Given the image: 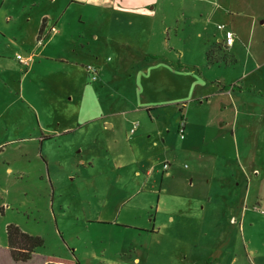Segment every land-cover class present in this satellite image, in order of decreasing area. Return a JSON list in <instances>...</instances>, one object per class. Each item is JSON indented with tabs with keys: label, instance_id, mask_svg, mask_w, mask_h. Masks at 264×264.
<instances>
[{
	"label": "rangeland",
	"instance_id": "1",
	"mask_svg": "<svg viewBox=\"0 0 264 264\" xmlns=\"http://www.w3.org/2000/svg\"><path fill=\"white\" fill-rule=\"evenodd\" d=\"M246 1L239 11L244 19H264V1ZM218 2L0 0V246L6 244L5 227L13 224L42 240L31 264L41 257L77 264H264V188L257 190L256 182L259 172L264 175V144L250 150L251 158L256 151V171L246 169V180H239L233 195L226 188L225 197L197 201L191 212L176 213L177 208L161 203L156 215L157 191L143 189L132 201L130 188L109 196L110 167L117 156H127L125 147L108 149L98 125L83 126L75 113L56 108L60 91L50 81L58 77L53 66L61 65L59 54L50 53L52 62L35 48L36 38L46 42L52 27L61 35L83 37L78 42L89 43L96 35L98 44L90 43L98 47L86 57L104 67L98 80H87L83 67L90 62L64 59L79 67L69 66L67 72L73 105L78 94L89 96L85 83L102 96L129 95L125 83L158 57L175 58V63L180 55L186 62L200 57L198 37L216 31L208 13ZM30 53L40 68L25 79L20 94V79L27 73L16 55ZM239 61L232 66L237 74L250 69L243 58ZM258 109L263 111L264 102ZM67 116H75L70 130L55 133Z\"/></svg>",
	"mask_w": 264,
	"mask_h": 264
},
{
	"label": "crops",
	"instance_id": "2",
	"mask_svg": "<svg viewBox=\"0 0 264 264\" xmlns=\"http://www.w3.org/2000/svg\"><path fill=\"white\" fill-rule=\"evenodd\" d=\"M263 1L259 0V3ZM219 2L212 5L208 19L213 27L216 26V31L224 24L225 30L233 33L231 46L224 47L221 30L199 34L202 42L198 50L201 52L196 61L186 62L183 55L177 63L175 58L158 57L161 60L151 62L148 68L137 71L141 73H135L136 77L125 83L129 95L102 96L96 86L85 83V88L90 90L89 96L78 94L73 105L75 96L69 93L67 72L69 66L79 67L64 62V59L73 63L90 62L83 67L87 80H98L104 67L99 61L86 57L98 47L92 48L90 43L98 44L97 36L93 35L89 43L78 42L83 37L72 32L61 35L52 27L46 42L40 36L36 38L35 48L40 47L37 55L50 57L48 60L53 62L55 59L50 53L59 54L61 65L55 63L53 66L58 77L50 81L56 82L55 88L60 91L56 108L68 115L75 113L83 126L98 125L100 135L107 137L108 149L110 146L125 147L127 156L121 159L117 156L110 167L113 184L107 195L127 192L130 188L129 200L132 201L131 197L141 194L143 189L152 193L157 191L156 215L160 213L161 203L177 208L176 213L191 212L197 201L209 203L212 198L216 201L222 195L225 197L226 188L233 195L232 190L238 188L239 180L242 177L241 181L246 180V169L256 171V151L251 158L250 150H258L264 144V109H258L264 102V19L259 16L244 19L239 11L243 12L248 6L246 0ZM257 20L260 21L258 25ZM210 52L213 53L212 60L206 62L203 53ZM22 58L28 61L25 65L17 61L27 73L20 79V94L25 79L40 68L33 60V53ZM242 58L250 69L237 74L232 66ZM92 69L94 79L88 72ZM219 72L223 74L218 75ZM230 73L233 74L230 79L225 77ZM74 117L68 120L67 116L63 123L58 122L59 130L55 133H67L70 130L68 123ZM181 122L184 125L182 138L179 133ZM94 145H98V141ZM260 175L259 172L257 190L264 188V175L261 178ZM121 182L124 188L118 189ZM170 218L173 224L175 220ZM232 219L229 218L230 224ZM180 223L185 224V221L180 219ZM35 257L36 252L28 262H14L7 243L0 246V264H31ZM46 258L41 257L38 264H45Z\"/></svg>",
	"mask_w": 264,
	"mask_h": 264
},
{
	"label": "trees",
	"instance_id": "3",
	"mask_svg": "<svg viewBox=\"0 0 264 264\" xmlns=\"http://www.w3.org/2000/svg\"><path fill=\"white\" fill-rule=\"evenodd\" d=\"M206 59L207 62H211L210 53H207ZM5 235L9 254L14 262H28L35 250L42 246L39 237L30 236L13 224L5 227ZM45 264H77V262L46 258Z\"/></svg>",
	"mask_w": 264,
	"mask_h": 264
},
{
	"label": "built area",
	"instance_id": "4",
	"mask_svg": "<svg viewBox=\"0 0 264 264\" xmlns=\"http://www.w3.org/2000/svg\"><path fill=\"white\" fill-rule=\"evenodd\" d=\"M218 30H221L224 34V40H223V45L225 48H228L231 46L232 42H233V39H234V35L231 31H228V30H225V26L224 25H219L218 27ZM16 60L19 61V63L25 65L28 61V59H24L22 58L21 56L17 55L16 56ZM88 72H90L91 74H93V77L92 79H94L95 77V71L92 69V70H89ZM183 123L181 122L180 123V126H179V133H180V137L182 138L183 137ZM163 168L166 169L167 168V165H163Z\"/></svg>",
	"mask_w": 264,
	"mask_h": 264
}]
</instances>
